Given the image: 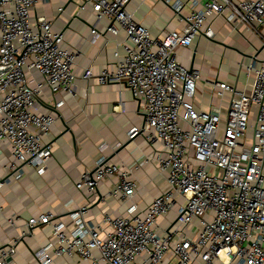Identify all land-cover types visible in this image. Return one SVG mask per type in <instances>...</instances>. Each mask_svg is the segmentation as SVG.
Segmentation results:
<instances>
[{
    "label": "built area",
    "instance_id": "obj_1",
    "mask_svg": "<svg viewBox=\"0 0 264 264\" xmlns=\"http://www.w3.org/2000/svg\"><path fill=\"white\" fill-rule=\"evenodd\" d=\"M48 1L0 0V143L8 153V177L0 178V188L23 167L39 174L47 169L52 149L45 140L58 116L41 112L44 89L51 97L77 93L73 69L80 52L62 48L53 18L31 19L36 5ZM69 1L94 15L90 43L101 36L102 20L106 35L124 33V42L115 44L113 69L94 73L89 65L81 78L123 84L138 101L140 119L128 140L158 145L165 188L140 209L132 202L140 184L131 169L100 156L74 185L85 204L67 212V224L50 211L29 219L21 231L13 217L6 219L17 235L0 245V264H15L17 245L43 226L50 227V238L31 251L37 264L74 256L89 264H264V60L258 58L264 51V0H157L183 25L155 38L127 11V0ZM215 17L232 31L243 30L259 48L244 55L247 64L243 57L238 62L242 87L217 78L206 82L209 104L202 109L196 102L200 71L178 53L197 37L212 40L207 24ZM102 183L110 188L105 196L98 191ZM107 198L126 205V213L104 212L100 222H89L87 209ZM170 213L165 230L160 219Z\"/></svg>",
    "mask_w": 264,
    "mask_h": 264
},
{
    "label": "crops",
    "instance_id": "obj_2",
    "mask_svg": "<svg viewBox=\"0 0 264 264\" xmlns=\"http://www.w3.org/2000/svg\"><path fill=\"white\" fill-rule=\"evenodd\" d=\"M198 1L202 3L206 0ZM60 6L63 7L61 13L58 12ZM125 7L133 14L134 20L154 38L164 31L183 25L168 7L157 0H127ZM35 15L53 18L52 31L62 33V48L80 52L73 69L77 77V93L75 97L66 92L51 97L49 90L44 89L41 112L58 116L45 140L51 144L52 157L43 174L23 167L21 174L10 175L0 188V245H6L17 235L7 225L6 219L11 217L15 219L18 231L26 230L25 223L29 219L47 211L55 213L60 222L67 224V212L85 204V197L76 191L74 185L80 181L84 171L93 168L94 161L100 156L124 166L125 169H131L132 178L140 184L132 202L140 209L165 188L163 175L157 169L158 145L150 147L140 138L128 140L129 130L140 119L138 101L123 84L99 85L95 79L81 78L83 69L89 65L93 66L94 73L113 69L115 44L124 42V33L120 32L115 37L106 35L104 29L107 22L102 20L97 25L101 36L90 43V29L95 17L93 14L77 11L74 3L69 0H49L47 3L37 4L31 15L33 21ZM207 26L214 33L212 40L204 36L197 37L189 50L178 53L182 63L200 71L202 81L198 84L196 102L202 109H206L209 104V87L206 85L208 80L217 78L220 82L242 87L245 75L238 62L243 57V62L247 64L248 59L244 55L253 51L244 40H251L253 47L259 48L257 40L248 37L243 30L232 31L221 17L211 18ZM258 58L264 60V51L258 52ZM52 104L60 106L54 109ZM116 142L122 146L112 151L109 145ZM102 144L108 147L100 151L98 147ZM7 154L6 147L0 143V178L8 177L4 170L8 163ZM109 189L105 183L98 187L103 196ZM126 210L127 206L122 205L119 200L107 198L103 203L91 205L87 209L86 219L96 223L101 221L104 212L124 215ZM172 217L173 214L170 213L166 218L160 219L165 230ZM49 238V226L34 229L17 245L15 264H37L31 257V251ZM94 254L98 256L95 251ZM53 264L89 263L74 256L58 259Z\"/></svg>",
    "mask_w": 264,
    "mask_h": 264
},
{
    "label": "rangeland",
    "instance_id": "obj_3",
    "mask_svg": "<svg viewBox=\"0 0 264 264\" xmlns=\"http://www.w3.org/2000/svg\"><path fill=\"white\" fill-rule=\"evenodd\" d=\"M244 42H245V44L247 45V47L249 48V46L251 47V46H253V44L252 43H250V42H246L245 40H244ZM255 48V47H254ZM253 49V48H252ZM247 49H245V51H246ZM248 51V50H247Z\"/></svg>",
    "mask_w": 264,
    "mask_h": 264
}]
</instances>
